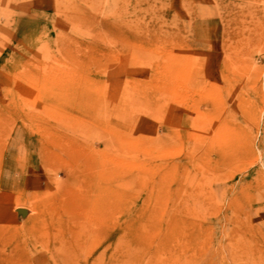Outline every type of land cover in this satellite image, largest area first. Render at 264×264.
<instances>
[{"label":"rangeland","instance_id":"rangeland-1","mask_svg":"<svg viewBox=\"0 0 264 264\" xmlns=\"http://www.w3.org/2000/svg\"><path fill=\"white\" fill-rule=\"evenodd\" d=\"M0 264H264V0H0Z\"/></svg>","mask_w":264,"mask_h":264}]
</instances>
